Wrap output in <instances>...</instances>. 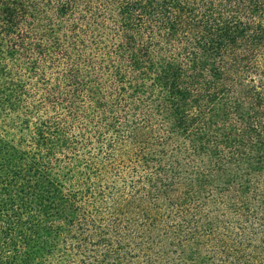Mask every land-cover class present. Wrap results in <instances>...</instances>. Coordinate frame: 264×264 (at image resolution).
Wrapping results in <instances>:
<instances>
[{
	"label": "trees",
	"instance_id": "trees-1",
	"mask_svg": "<svg viewBox=\"0 0 264 264\" xmlns=\"http://www.w3.org/2000/svg\"><path fill=\"white\" fill-rule=\"evenodd\" d=\"M262 52L264 0H0L4 264H264Z\"/></svg>",
	"mask_w": 264,
	"mask_h": 264
},
{
	"label": "rangeland",
	"instance_id": "rangeland-1",
	"mask_svg": "<svg viewBox=\"0 0 264 264\" xmlns=\"http://www.w3.org/2000/svg\"><path fill=\"white\" fill-rule=\"evenodd\" d=\"M260 61H261V64L264 65V52L260 53V57H259ZM25 68V67H24ZM6 70V69H5ZM4 70V71H5ZM7 71V70H6ZM5 71V72H6ZM5 72H3V74H6ZM21 74H25L26 75V72H20ZM6 76V75H5ZM25 77V76H24ZM42 84L41 82L39 83L38 81L35 82L33 79L30 81V85H27V87H24V90L25 92H27V94L23 95L22 98H23V101L20 102V104L22 103V105H20V108L22 110H27V111H33L35 110V108H33V106H37V104L39 103V101L41 100V92H42ZM29 108V109H28ZM46 113L45 111L43 110V108H40V111L37 113L35 112L33 114V118H32V124L35 122V120H37V118H43L45 117ZM263 129V127H262ZM255 134V132H246V134ZM256 135V134H255ZM107 138H109L110 140L111 139H115V137L113 135H106ZM257 136V135H256ZM106 140H109L107 139ZM258 138V137H257ZM264 138V137H262ZM233 140H235V142H241V139L240 137L236 138V137H233ZM245 141V147L246 148H243L241 147V145H237L236 147V150H238L239 154L237 155V157L239 156L241 158V161H239V165H238V171H241L243 169V164H244V160L245 158H248L247 160V164L250 166V168L254 169L255 167L259 166L260 165V162L263 163V166H264V146H257V143H256V137L252 136V137H245L244 139ZM263 144H264V141H261ZM90 151H93V152H96V151H99L101 156H104L105 155V152H107V148L104 147V146H100V145H93L89 148ZM247 152L248 156H245V153ZM260 155L262 157L261 158H257L256 155ZM235 164V161L232 162L230 165H228V167L230 166H233ZM131 165L128 164V163H124L123 164V167L121 166H118L121 167L120 170H124V172H129V171H126V170H129V167ZM264 171V170H263ZM229 220H232L229 219V217H224L223 218V224H226L225 228H224V231H226V228L229 227L230 225V221ZM232 227V226H231ZM238 241V240H237ZM244 242V245L247 244L245 243V241H242ZM1 245L2 243H0V264H4V262H7L9 261L8 258H6V255H3L2 253V248H1ZM6 253H9V252H6ZM5 254V253H4ZM255 257L257 258V256L255 255ZM15 264V261L12 260L11 262H8L6 264Z\"/></svg>",
	"mask_w": 264,
	"mask_h": 264
}]
</instances>
